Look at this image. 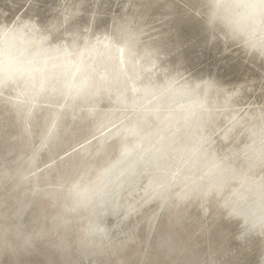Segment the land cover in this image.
<instances>
[{
	"label": "rangeland",
	"instance_id": "obj_1",
	"mask_svg": "<svg viewBox=\"0 0 264 264\" xmlns=\"http://www.w3.org/2000/svg\"><path fill=\"white\" fill-rule=\"evenodd\" d=\"M29 1L22 0L12 10L11 16L17 12L15 24L20 20L32 24L29 14L40 8ZM94 1L101 7L92 4L88 21L70 29L81 9ZM174 1L184 13L193 8ZM105 2L56 0L41 12L49 16L46 25L43 21L35 26L37 44L61 36L59 48L72 59L87 49L94 25L111 22L105 53L113 58L105 57L103 68H98L103 73L99 95L62 100L63 95L32 94L24 102L14 94H0V264L16 260L24 264L25 253L13 247L19 239L35 264L45 263V250L54 253L52 264H264V31L249 40L235 41L213 21L207 25L209 36L179 38V50L169 53L177 68L189 66L192 62L187 60L193 52L195 60L205 53L201 66L209 60H217L222 68L233 64L237 76L223 81L228 70L216 76L213 63L211 78L206 79L201 71L197 74L202 89L196 99L159 102L156 99L161 97L153 91L134 94L121 105L117 101L132 84L141 80L143 87L157 80L156 72L159 74L164 62L149 65L171 45L155 47L145 61L138 57L137 48L167 35L172 39L173 21L171 14L154 12L160 0H121L118 8ZM251 4L249 0L239 5L232 12L234 18H242ZM13 22L6 26L7 31L14 27ZM238 27L243 30L240 22ZM184 28L183 24L180 29ZM3 29L0 39H7L9 33ZM84 34L87 41L75 40ZM210 36L222 53L207 58L205 40ZM187 72L188 67L176 75L171 86ZM39 81L40 76L33 78L35 86ZM174 92L182 96L181 91ZM77 101L83 105L76 106ZM102 112L104 117L98 119ZM64 114L72 116L70 124L62 123ZM151 115L159 117L157 124L141 132L138 144L152 140L153 148L165 141L173 143L158 165L132 167L129 158H123L133 154L122 156L123 136L118 133L128 134L125 145L129 146L137 138L131 122L149 126L146 122ZM171 124L172 128L163 130ZM152 132L156 133L153 138ZM160 151L152 156L160 157ZM67 206L71 216L66 214ZM80 227L94 235L91 240L95 242ZM224 241L236 250L233 256L226 253ZM57 244L66 248L60 254L65 255L63 259L57 256Z\"/></svg>",
	"mask_w": 264,
	"mask_h": 264
},
{
	"label": "bare ground",
	"instance_id": "obj_2",
	"mask_svg": "<svg viewBox=\"0 0 264 264\" xmlns=\"http://www.w3.org/2000/svg\"><path fill=\"white\" fill-rule=\"evenodd\" d=\"M108 1H110V2H108ZM120 1L121 0H107L108 4H107V2H105V4H106V6H111V5L115 4V5H117V8H118L120 6L119 5ZM181 1L183 3H185L186 5H189V7H193L192 10L190 9L191 11H189L188 13H184V11H182L180 9L179 4L176 3L174 0H171V1L170 0H160L159 7L154 10V12L160 16H164L166 14L172 15L171 20L173 21V25L171 23H169L172 25L171 26L172 27V33H170L172 36V39L167 35L163 38H158L160 40L159 42L153 41V42L148 43V44H140L137 48L138 57H140L142 59V61H145L149 57V55L152 53V51L154 50L155 47H160L161 45H163V46L164 45H171V49L168 48V50L165 54H163L159 58L155 59L149 65V67H152V66H154V64L156 62H158L160 60H162L164 62L163 66L159 69V74L156 72L157 80H155L151 84L146 83L145 85H143V87L141 86V80H139L135 84H132L129 88L126 89L127 90V93L125 94L126 96L123 99H121V101H117V104L120 102V104L123 105L124 103L127 102L128 97H131L132 95L134 96V94L146 95V94H149L153 91H157V94H159L158 97H161V98L156 99L159 102H161V101H176V100L182 102V101L187 100L189 97H191V98L196 97L197 98V97H199L200 89H202L201 84L197 83V81H198L197 74H198V72L201 71V72H203L202 75L205 76L206 79L211 78L210 75H211L212 71H211L210 66L213 63H215V67H217V70H215V72L217 74L216 76L221 75L228 70L226 76L223 77V79L224 78L225 79L224 80L221 79V80H223V81L228 80L229 81V80L234 79L237 76V72H235L236 68L232 67L233 64L226 66L225 68H222L221 64L217 60H214V61L209 60L205 65L201 66V59L206 58V54L204 53V55H202L200 58H196V60H197L196 61L194 59V55H193L194 52H193V54H191L190 58H188V60H187L189 62V59H190V61L192 62V63H190L189 66H187L188 70L190 72H187L186 75H182L183 79L181 81L180 80L177 81V83H175L174 86H171V83H173V81H175L177 79L176 75L184 72L187 69V67L184 69L183 68H177L178 65L176 63V60L173 58V56H171L172 54H169V53L170 52L172 53L174 51L179 50V49H177L180 46L179 38H182L184 40H190L193 37H195L196 35L197 36L200 35V36H198L197 39H200V37L203 35L206 37L209 36L210 30L207 29V25L210 22L214 21V22H216L217 25H220L221 29H222L221 31L227 32V35L231 36V38H233L235 41L249 40L255 35V33L264 31V0H253V1L251 0L252 4L250 5V7L247 11L245 10L246 13L244 14V16H242V18H240V16L238 18H234L236 16H233L232 12L235 9L239 8V5L242 6L247 1L249 2V0H181ZM30 2L32 4L37 2L36 7L40 8L36 12L29 14L30 18H32V20H31L32 24H28L29 22L27 23L26 22L27 20H25V21L20 20V21L16 22L17 24H15L13 22L14 21L13 16H15L17 14V12L15 11L16 13L14 12V14L12 16H11V12L14 8H16L18 5H20L22 3V0H12L11 3L10 2L8 3L7 0H0V26L4 22H6V24L4 26L2 25L4 27V29L2 26L0 28V34L4 33L2 31V29L6 33H9L8 34L9 37L7 36V39L3 36L7 42V43L5 42L6 43L5 46H3V43L1 44V42H3L4 39H0V94L3 91H4V93L6 92V95L14 94V95H16L17 98L24 100V102L28 99L27 97L32 95V94L34 97H36V96H40V95H46L49 93L53 94V95H56L58 93L60 95H63L62 100L67 99L68 96L69 97L73 96L72 97L73 99L74 98L78 99V98H80L79 96H81V97L86 96L85 99H88V98H92L96 95H99L98 93H100V88L102 89V85H103V83H101L102 77L100 78V76H102L103 73H101L102 70L101 71H98V70L100 69V67L103 68L102 63H103V61L105 62V60H104L105 57L106 58H108V57L113 58L111 56L112 55L111 53L110 54L105 53V49L106 48L108 49V47L110 45V43L108 44L105 35H106V32L108 31V29L111 27V22L108 20V21H104L103 23L100 22V24L94 25L92 32L89 31L91 34L90 36H91L92 41L88 42V45L86 47L87 49L83 52L79 51L75 57H73L72 59H69L68 57H66L67 51L65 52L64 51L65 49L62 50L59 48L60 46L58 45L59 44L58 41H59L61 36L53 38L52 40H49L50 39L49 38L47 41H45L43 43L41 42L42 44L36 43V40H39V39H37V37H39V35H37L38 30L37 29H36L37 31L35 30V28H36L35 26L39 25V23L43 22V21H44L43 22L44 25H46V20H48V17H49L48 14L46 16L45 14H41V12L44 11V13H45V10L49 8V4L51 3V5H52V4L56 3V0H30L29 3ZM92 4L95 5L97 3L94 1L91 3L90 6L88 5L86 8L83 7L84 9H81L83 11H81V13L78 14L76 19L74 21H72L75 24L72 25V27L70 29H72V30L77 29L88 21L90 14L93 11ZM68 6H69V4H68ZM99 6L100 5L97 4V7H99ZM7 9H9V10H7ZM95 9H96V7H95ZM123 10H124V8H123ZM115 12L117 14L119 13L118 10H116ZM9 18H10V20L8 21ZM107 19H108V17H107ZM10 21H12L14 23V27L11 30L7 31L6 26L8 24H11ZM239 22L241 24H243V30H240V27H238ZM183 24L185 25V28L183 30H181L180 28L182 27ZM66 25H68V24H66ZM37 27H39V26H37ZM67 27H69V26H67ZM87 30H89V29H87ZM75 32H77V31H75ZM87 37L88 36H86V34H84V36L77 38V39L75 38V40L84 43L85 41H87ZM158 39H156V40H158ZM71 40L72 39H70V41ZM194 42H195V40L192 41V43H194ZM205 43L208 44L207 58L212 57L215 53H222V49H221L220 45L214 39H212L211 36H210V39L205 40ZM116 45H117V43H116ZM3 47L4 48L6 47L4 50L5 56H3V53H4ZM197 47H194L193 51H195ZM200 47L205 49L204 46H200ZM71 48H72V46H71ZM119 51H123V50H119V48H118V52ZM228 57H229V55H228ZM128 58L129 57H127V59ZM184 61H186V60H184ZM3 62L5 65H3ZM57 65H58V68H56ZM149 67L144 68L142 71H147L149 69ZM41 74H42V77H41ZM188 75H189V77H187ZM36 76H40V81H39V84L37 86H35L33 84V78ZM185 77H187V78L185 79ZM123 79L127 80L126 78L122 77V80ZM141 79H143V78H141ZM190 81H191V83H189ZM215 87H216V85H215ZM103 88H104V86H103ZM192 88L193 89L196 88L197 90L194 89V90L188 91L189 89H192ZM211 89L214 90L215 88H211ZM216 89H217V87H216ZM175 90L181 91L182 96L177 95V93L174 92ZM95 92H96V94H95ZM185 93H187L189 95H193V96L184 97L183 95ZM88 95H91V97H89ZM11 97H13V96H11ZM144 97L145 96H143V98ZM28 101H29V99H28ZM78 101H77L76 106L79 107V105H83V103H82L83 101H80V102H78ZM87 101L88 100H86V102ZM28 104H30V103H28ZM109 105H111V102H109ZM31 111H32V109H31ZM98 115L99 116H96V117L98 119H101L100 117H104L105 112L104 113L102 112V114H98ZM90 116L93 119V114ZM158 118L159 117H157V116H152V115L148 116L146 123H148L149 126H146L144 124H137L136 125V124L131 122V126H135V128H133V129H135V133L137 135V138L129 146L125 145V139L127 138L125 135L128 136V134L125 133V135H123V133L122 134L118 133L119 135L123 136L121 138L123 140V145H124V149L121 152L122 156L125 154H129V152L131 154H133L132 158H131V155L125 156L124 158L122 157L123 160L128 159V158L132 159V160L128 159V162H131L132 167H135V166L141 167L143 165L152 167L153 165H158L161 161V157L167 153L168 148L173 143V141H165L164 143H160L159 145L157 144L153 148L150 147L153 145L152 140H150L149 143H145L143 145L138 144V139H139L141 132L144 133L146 130H151L150 127L154 128V124H157ZM60 119L62 121H64L62 123H69L70 124L72 121V116L70 114H68V115L64 114V115L60 116ZM136 122H138V121H136ZM172 127H173V125L171 124L170 127H166V126L163 127L164 128L163 130L168 131ZM159 131H161V130H159ZM255 135H254V137H255ZM154 136H156V133L152 132L151 138H153ZM252 136L253 135H251L250 137H252ZM119 137H121V136H119ZM160 148H161L160 157L152 156V153L158 151ZM146 153H147V155H149L148 158L146 157L147 155L145 156ZM122 158H120V159H122ZM146 158H147V161H145ZM123 160H121V162ZM257 210H258V208H257ZM255 212H257V211L254 210V213ZM255 226H256V224H255ZM261 226H263V225H261ZM101 229H103V228H101ZM102 232L103 231H101V233Z\"/></svg>",
	"mask_w": 264,
	"mask_h": 264
},
{
	"label": "water",
	"instance_id": "obj_3",
	"mask_svg": "<svg viewBox=\"0 0 264 264\" xmlns=\"http://www.w3.org/2000/svg\"><path fill=\"white\" fill-rule=\"evenodd\" d=\"M55 96H61L60 94H56ZM70 97H73V96H70ZM28 202V201H27ZM69 204H70V202H69ZM23 206H25L24 205V203L22 204V206L20 207V209L23 207ZM69 206V205H68ZM68 206L66 207V214H69L70 216H71V214H73L72 213V211L71 210H69V208H68ZM20 209H19V211H20ZM160 210V209H159ZM19 211L17 212V214L19 213ZM16 214V215H17ZM161 215H163V214H161ZM14 216V215H13ZM11 223H13V220L11 219ZM65 223V221L63 222V224ZM138 225L139 224H137L136 226L138 227ZM147 226V225H146ZM143 228V231H144V233H145V227H142ZM148 228V227H147ZM29 230H31V229H29ZM79 230L82 232V234H84L85 235V237L86 238H89V240H91V239H93L95 236L94 235H92L90 232H88V230H83L81 227L79 228ZM13 233H14V231H13ZM27 233H29V232H26L25 234H27ZM37 233V232H36ZM34 238H36V243H37V241L39 240V235H38V233L36 234V235H34ZM92 242H95L94 240H91ZM225 243L227 242V241H224ZM23 242H21L20 241V239L13 245V247L14 248H16V251H18V252H20V251H23L24 253H25V255H23L22 257H23V259H24V264H35V263H33L32 261H31V259L28 257V248H25V247H21V244H22ZM35 243V247H36V251H38L39 253H40V250H39V248L37 247V244ZM128 243H130V242H128L127 241V244ZM96 245H98L97 244V242L96 243H94V246L96 247ZM226 253L227 254H229L230 256H233L234 255V252H236V250L235 249H232L229 245H227V243H226ZM55 247H57V256H59L61 259H63L64 258V256H60V254L61 253H63L64 252V250L66 249L65 248V246L64 245H60V244H57ZM42 250V249H41ZM43 254H44V259H45V263H43V264H47V263H49V264H52V260L55 258V256L53 255L54 253H50V252H47L46 250L43 252ZM232 254V255H231ZM63 255V254H62ZM47 262V263H46ZM54 263H56L55 261H54ZM13 264H17V260H16V262H14ZM37 264H41V263H39V262H37Z\"/></svg>",
	"mask_w": 264,
	"mask_h": 264
}]
</instances>
